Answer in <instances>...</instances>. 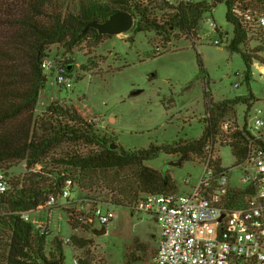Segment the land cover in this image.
<instances>
[{"label": "trees", "instance_id": "trees-1", "mask_svg": "<svg viewBox=\"0 0 264 264\" xmlns=\"http://www.w3.org/2000/svg\"><path fill=\"white\" fill-rule=\"evenodd\" d=\"M180 3L165 5L173 11L164 23L151 19L148 9L132 5L129 0H109L108 3L78 2L77 7L65 0H0V170H6L14 163L24 162L27 169L47 164L50 160L54 171L32 173L24 183L12 186V190L0 196V264H45L47 237L41 235L30 223L23 221L14 212L31 213L42 207L50 195L61 192L68 179L83 192H107L112 207L131 209L142 195L160 194L176 190L169 173H162L145 163L163 152L170 156L187 155L186 160L206 161L214 151L216 138L230 139L235 158L240 161L246 156V125L242 131L231 134L220 131L221 119L235 117L239 105L250 109L256 101L250 93L246 97L213 100L207 81V74L199 53L196 62L204 75V100L208 118L204 121L202 136L194 141H179L173 145L151 144L147 149L125 150L119 146L110 149L111 139L100 135L96 126L90 124L74 105L64 106L51 103L46 111L36 117L40 93L48 84L42 64L47 50L61 45L71 54L88 40L98 46L107 35H100L94 29L85 30L92 22H104L116 12H128L139 21L132 28L137 33L154 32L161 37L170 35L168 30H177L196 49L197 31L206 15L212 13L224 0ZM66 4V6H65ZM226 21L234 28V38L229 45L231 52H240L247 34L230 14V1H226ZM66 11V12H65ZM133 43V38L128 39ZM246 66L245 81L252 77V57L242 54ZM72 62H67L70 72ZM67 66V68H68ZM215 102V103H214ZM207 147H209L207 149ZM220 159L213 165L219 171ZM54 175L55 181L43 175ZM74 213V211H72ZM70 214L68 224L72 231L91 228L78 220L79 215ZM93 220L91 217H87ZM74 249L85 250L90 241L74 234L69 239ZM55 254L52 262L64 261V243L55 239ZM146 254L147 248L139 247L135 240L126 264H133L137 258L134 251ZM75 258V257H74ZM78 264H90L87 260L75 258Z\"/></svg>", "mask_w": 264, "mask_h": 264}, {"label": "rangeland", "instance_id": "rangeland-1", "mask_svg": "<svg viewBox=\"0 0 264 264\" xmlns=\"http://www.w3.org/2000/svg\"><path fill=\"white\" fill-rule=\"evenodd\" d=\"M65 1L69 2L70 9L74 5L77 7L79 2ZM108 1L88 2L105 4ZM129 1L133 5L146 7L151 19L158 23H164L173 14L163 0L149 3ZM196 2L210 3L209 0H193L191 3ZM226 13L224 0L212 13L205 16L197 31V51L189 40L172 28L168 30L170 35L167 37L154 32L135 34L131 29L124 34L105 37L96 47L93 46V40H88L89 43L74 49L72 56L63 46L53 45L47 50V56L56 61L62 60L66 66L67 62H72L71 72L75 81L71 89L58 88L50 82L44 93L49 98L52 97L51 103L78 107V111L87 116L84 118L86 120L98 118L100 124L95 125L98 133L106 135L111 143H117L127 151L147 149L151 144L162 146L179 141H194L202 136L204 121L208 118L204 100L205 81L196 62L197 52L201 56L215 102L246 97L252 93L256 101L250 109L245 105L236 108L238 122L240 125H244L246 121L251 123L259 110L264 118V73L254 63L249 83L238 76L246 72L242 54L250 52L249 55L255 57L259 51L252 49L257 46V42H245L239 46V53L231 52L229 45L234 38V28L226 21ZM207 18L215 23L217 32L205 23ZM138 21L139 18L134 17L133 27ZM129 38H133V43ZM222 38L226 40L216 46L214 42L221 41ZM236 83H239V87L235 89ZM135 91L141 93L133 96ZM48 102L49 100L43 99L38 102L36 117L46 111L51 104ZM228 117L234 118L231 115ZM237 118L235 115L236 120ZM215 156L221 159L226 168L236 163L230 147L217 146ZM179 158L161 152L157 158L145 164L164 174L169 173L176 186L174 191L189 192L190 187L185 188L183 181L191 179V186H194L202 174L204 161L185 160L181 167L169 166L170 162ZM3 169L12 186L17 183L21 185L32 173L55 170L50 160L45 165L31 169H27L24 162H16L7 170L6 165H3ZM43 175L51 182L56 179L46 172ZM100 192H83L75 185L68 199L59 198L57 205L50 210L47 207L44 208L46 210L38 208L30 213L32 224L39 221L49 223L50 233L45 249L48 261L52 262L49 255L55 254L53 242L57 239L64 243L62 264H74L75 258L87 260L90 264H126V256L137 240L138 246L147 248L148 252L143 254L135 250L134 257L138 258L133 264H156L160 229L154 218L129 209L112 207L108 203L107 192ZM97 208L103 214L110 215L106 235L97 237L90 228L72 231L68 224L72 211V214L92 218ZM16 213L20 212L13 214L17 215ZM72 234L90 241V245L85 250L74 249L69 242Z\"/></svg>", "mask_w": 264, "mask_h": 264}, {"label": "built area", "instance_id": "built-area-1", "mask_svg": "<svg viewBox=\"0 0 264 264\" xmlns=\"http://www.w3.org/2000/svg\"><path fill=\"white\" fill-rule=\"evenodd\" d=\"M89 0H79V2ZM157 0H138L149 3ZM169 5L191 3L193 0H163ZM230 1V14L241 30L247 34L246 42H257L252 50H258L252 59L264 72V0H226ZM133 5V4H132ZM135 5V4H134ZM205 23L215 32L217 26L207 18ZM215 41L220 46L222 41ZM247 54H250L248 52ZM48 83L58 88L71 89L75 78L70 68L55 58L46 57L42 64ZM246 78L245 73L238 75ZM239 83L234 85L238 88ZM237 118V113H236ZM99 125L98 118L87 120ZM246 125L249 133L246 143V156L234 166L226 168L222 161L219 171L213 163L215 148L230 147L232 140L216 138L214 151L202 164V174L194 186L191 179H185L183 186L189 192L176 191L143 195L130 209L134 213L147 214L154 218L160 229V240L156 251V264H264V118L262 111L240 125L231 117L221 119L219 127L224 134L235 130L242 131ZM209 147H207L208 149ZM231 148V147H230ZM232 149V148H231ZM233 151V150H232ZM221 160V159H220ZM75 183L68 179L58 197L50 195L49 200L39 210L57 205L59 198L68 199ZM12 190V183L4 170H0V196ZM26 223L35 226L41 235H49V223L30 221V213H16ZM92 231L107 226L110 215L103 214L99 208L93 212L92 219L77 217ZM74 264H78L75 260Z\"/></svg>", "mask_w": 264, "mask_h": 264}, {"label": "water", "instance_id": "water-1", "mask_svg": "<svg viewBox=\"0 0 264 264\" xmlns=\"http://www.w3.org/2000/svg\"><path fill=\"white\" fill-rule=\"evenodd\" d=\"M134 25V17L128 12H116L112 14L106 21L98 23L92 22L88 24L85 30L94 29L100 35H107V36H115L127 33L133 28ZM141 91H135L132 93L133 96L140 94ZM119 148V144L111 143L110 149L117 150ZM187 159V155H182L178 160L172 161L169 163L171 167H181L182 163ZM93 234L97 237L104 236L107 234V229L105 226L101 227L100 229H94ZM45 264H62L60 260L54 262H46Z\"/></svg>", "mask_w": 264, "mask_h": 264}, {"label": "crops", "instance_id": "crops-1", "mask_svg": "<svg viewBox=\"0 0 264 264\" xmlns=\"http://www.w3.org/2000/svg\"><path fill=\"white\" fill-rule=\"evenodd\" d=\"M45 91L43 90L41 93H40V100H44V101H47V100H49V102H48V104L49 103H51V101H52V97L51 98H49L45 93H44ZM51 99V100H50ZM40 100H39V103H40ZM47 104V105H48ZM78 108V107H77ZM80 111V110H79ZM81 112V111H80ZM81 114H83L82 112H81ZM83 117L84 118H87V116H85L84 114H83Z\"/></svg>", "mask_w": 264, "mask_h": 264}]
</instances>
